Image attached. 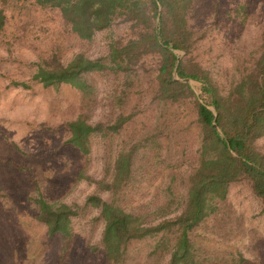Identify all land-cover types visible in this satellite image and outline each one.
Instances as JSON below:
<instances>
[{"label": "trees", "instance_id": "obj_1", "mask_svg": "<svg viewBox=\"0 0 264 264\" xmlns=\"http://www.w3.org/2000/svg\"><path fill=\"white\" fill-rule=\"evenodd\" d=\"M193 2L0 0V34L29 4L58 12L66 28L82 42H90L99 31L111 34L103 55L89 58L77 52L64 61L56 55L40 58L29 79L8 81L9 87L24 90L69 85L89 96L93 92L89 74L117 80L111 96L121 110L114 118L91 122L80 112L63 123L68 135L65 143L84 161L90 158L97 138L114 142L120 136L102 166H77L76 178L84 179L93 190L82 202L68 203L46 197L35 182L23 197L31 218L55 238L59 259L72 245L76 220L89 215L92 224L100 225L98 238L89 248L100 251L101 264L247 261L238 248L208 255L200 245L204 236L199 230L208 224L225 229L232 221V210L227 209L232 185L247 186L264 213V152L258 146L264 137V21L255 50L236 56L231 68L218 69L196 52L205 30L190 25ZM119 25L124 36H114L113 29ZM175 51L184 53L177 65L180 54ZM174 70L179 78L196 83L198 96L189 83L174 79ZM143 78L148 83L149 101L143 102L147 122L136 134L121 136L138 120L140 107L136 103L124 111L120 104L128 101L129 89ZM187 106L195 115L196 135L190 142L177 134L188 129L178 125ZM208 107L217 112L216 124L225 139L212 126L215 116ZM189 153L190 164L181 166ZM208 234L220 237L219 232Z\"/></svg>", "mask_w": 264, "mask_h": 264}, {"label": "rangeland", "instance_id": "obj_2", "mask_svg": "<svg viewBox=\"0 0 264 264\" xmlns=\"http://www.w3.org/2000/svg\"><path fill=\"white\" fill-rule=\"evenodd\" d=\"M188 19L193 28L205 30L196 52L218 69H227L236 56L249 54L257 47L264 0H194ZM12 22L0 34V188L5 191H0V264H101L100 251L91 252L89 248L98 238L100 225L92 224L89 215L76 220L72 245L59 259L55 238L31 218L24 209L23 197L35 182L46 197L68 203L82 202L93 190L84 179L76 178L77 166H102L105 159L111 158L120 136H115L114 142L97 138L90 158L84 161L65 143L68 135L63 123L80 112L91 122L114 118L121 110L111 96L117 80L100 73L89 74L87 79L93 84L89 96L69 85L58 89L36 85L24 90L9 87L8 81L29 79L35 70L33 64L40 58L56 55L64 61L77 52L89 58L103 55L111 34L99 31L90 42H82L70 33L58 12L31 4ZM113 32L114 36L125 35L123 25ZM176 53L179 57L184 54ZM192 86L199 91L194 81ZM129 90L131 97L120 105L129 111L139 103L140 111L138 120L130 123L121 136L136 134L147 122V106L143 103L149 101L147 81L143 78ZM194 118L189 106L184 107L178 125L188 129H179L177 134L189 142L196 135ZM13 144L29 156L19 153ZM258 146L264 152V137L258 140ZM189 154L183 156L181 166L190 164ZM229 202L232 221L225 224V229L209 224L201 228L199 233L204 238L197 237L200 245L208 255L217 256L238 248L247 259L243 264H264V213L259 200L247 186L236 184L230 187ZM212 232H219L220 237L208 234Z\"/></svg>", "mask_w": 264, "mask_h": 264}, {"label": "water", "instance_id": "obj_3", "mask_svg": "<svg viewBox=\"0 0 264 264\" xmlns=\"http://www.w3.org/2000/svg\"><path fill=\"white\" fill-rule=\"evenodd\" d=\"M159 11H160V9H159ZM175 52H176V51H175ZM179 59H180V57L177 58L176 65L178 64ZM173 76H174V79H175V80L182 81V82H187V83L190 84L191 88L193 87V86H192V82H193V80L188 79V78H186V79H181V78H179V77L177 76L176 70H174V74H173ZM196 94H197V96H198V95H199V91H196ZM208 108L213 112V114H214V116H215V117H214V120H213V122H212V126L216 129L217 133H218L223 139H225V138L223 137V134L221 133L220 129L218 128V126H217V124H216L217 112L215 111V109H214L213 107H208ZM229 150H230L231 153L233 154L232 149H231L230 147H229Z\"/></svg>", "mask_w": 264, "mask_h": 264}]
</instances>
